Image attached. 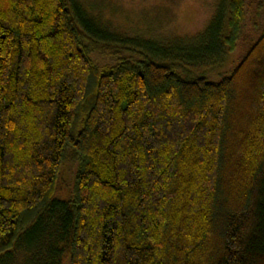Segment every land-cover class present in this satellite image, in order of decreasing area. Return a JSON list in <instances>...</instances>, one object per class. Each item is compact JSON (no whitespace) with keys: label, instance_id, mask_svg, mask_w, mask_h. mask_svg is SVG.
<instances>
[{"label":"trees","instance_id":"16d2710c","mask_svg":"<svg viewBox=\"0 0 264 264\" xmlns=\"http://www.w3.org/2000/svg\"><path fill=\"white\" fill-rule=\"evenodd\" d=\"M247 17L229 0L227 51ZM86 22L70 0H0V256L46 235L45 264H264V24L212 78Z\"/></svg>","mask_w":264,"mask_h":264},{"label":"rangeland","instance_id":"374dc122","mask_svg":"<svg viewBox=\"0 0 264 264\" xmlns=\"http://www.w3.org/2000/svg\"><path fill=\"white\" fill-rule=\"evenodd\" d=\"M229 0H70L78 23L109 42L144 52L156 61H180L190 68L216 78L217 73L231 68L248 49L250 40L263 28L264 12L255 13V0H246L247 25L243 40L234 52L227 51L222 41L226 32L224 18ZM216 17L221 26L216 40L205 33ZM255 24V26H254ZM101 65L110 63L97 57ZM73 168L65 164L58 182L62 198L69 196ZM58 235L51 233L54 238ZM29 246L20 241L9 254L0 256V264H45L49 260L47 236ZM60 248V244H56ZM59 261H67L59 256ZM67 264V263H66Z\"/></svg>","mask_w":264,"mask_h":264}]
</instances>
